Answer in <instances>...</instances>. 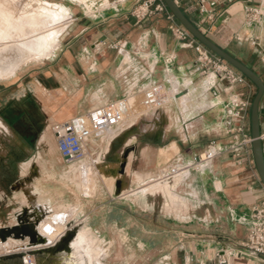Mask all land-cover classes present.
I'll use <instances>...</instances> for the list:
<instances>
[{
  "label": "crops",
  "instance_id": "0c3cea01",
  "mask_svg": "<svg viewBox=\"0 0 264 264\" xmlns=\"http://www.w3.org/2000/svg\"><path fill=\"white\" fill-rule=\"evenodd\" d=\"M176 1L209 38L264 79V0ZM141 2L71 0L72 20L53 55L0 80V131L14 137L15 125L28 113L23 108L27 104L38 107L44 122L52 125L124 98H134L137 109V97L144 104L146 88L164 83L170 95L164 106L149 107L150 115L129 120L132 124L110 143L100 134L89 142L88 147L97 150L104 141L110 145L103 159L119 163L113 172L123 177L115 179L120 180L119 189L114 185L111 193L100 175L103 186L80 208L77 205L78 216L108 241L110 264H213L222 252L230 264H264V258L243 245L253 210L264 199L252 144L243 145L245 136L251 138L257 87L246 78L227 88L213 74L204 73L195 48L174 36L168 6L138 19L133 10ZM255 8L261 12L257 19L251 14ZM168 55L174 57L171 63L165 60ZM184 94L189 95L185 102L180 99ZM235 98L250 102L244 122L228 113ZM16 112L26 114L15 119ZM124 121L109 130H119ZM41 139L27 142L24 150L30 158L26 163H38L31 162V155L44 162V168L38 164L37 178L45 170H57ZM4 148L0 160L11 171L14 161ZM197 157L203 159L199 166ZM18 179L8 178L0 187L13 188ZM125 181L127 188L122 190ZM148 186L142 195H133Z\"/></svg>",
  "mask_w": 264,
  "mask_h": 264
},
{
  "label": "rangeland",
  "instance_id": "374dc122",
  "mask_svg": "<svg viewBox=\"0 0 264 264\" xmlns=\"http://www.w3.org/2000/svg\"><path fill=\"white\" fill-rule=\"evenodd\" d=\"M75 1L76 2L78 1L81 4L87 2V0H75ZM70 4H71V0H0V16L5 17L3 19L4 21H6V25L8 26V28H11L12 31L16 25L19 26L22 23L24 24L27 22H32L34 19L38 17V15L39 16L42 15V13L43 14L50 13V10L47 9L48 7L49 8L53 7L55 9H62L63 7L64 10H62V12L64 14L66 13L65 18L67 15H69L70 18H66L61 23V25L68 27L72 20V14L69 6ZM84 6L85 8H88V4H84ZM2 21L3 20L0 19V22ZM16 62H18L19 66L16 69L15 73L10 78L14 77V75L16 76L22 70V68L32 63V62L26 63L25 59H18L16 60ZM7 67L9 66L7 65L1 67L2 69L0 68V71L5 70ZM5 79H9V78H0V80H5ZM137 98H138L137 99L138 113H135L137 109L135 107L134 98L132 97L129 98L127 100L129 105V111H128L129 113L125 114V121L121 125V128L119 130H108L99 133L100 135H102L105 141L107 140L108 143H110L112 139L116 138L113 136L119 134L120 130L126 129L128 126H130L132 124L131 122L135 120L136 117L151 114L150 109L141 103L142 98L140 97ZM23 108L24 110H27L28 113L26 117H24L25 120H21L20 122H17V124L15 125L16 135L13 137L11 135L6 134L3 131H0V154L6 153V150L4 148L5 146L10 151V156H12L14 161V166L13 167L11 166V169L13 168V170L6 171V168L2 165L3 164L2 160H0L1 162L0 184H4L8 178L18 179V176L20 175V179H18L17 182L14 183L15 185L13 186L14 189L4 186L0 187V227L14 225L15 221L18 220L21 221L23 218L24 220H26V216L28 213L27 219L29 220L30 218V222L35 220L36 223L32 222V224L33 226L35 225L34 227L38 230H40V228L42 229L44 227L50 226V229L53 232L52 234H55L62 230H64L66 233L69 232V230L73 229L72 231H70V233L72 234L71 238L74 239L75 237L77 238L79 237L78 238L79 240L77 238H75L74 240L70 238L69 240L70 245L71 246L74 245V247H72V252L68 253L67 258L66 256L63 257L61 256L56 261L58 262L56 264H67V262H73L75 260L88 262L89 264L91 262H92L91 264H110V259L112 258V256L110 257L108 241H106V239H104L103 236L100 235L98 236V234H96L90 227H88L85 224V222L82 221L84 217H81L80 215L78 216V210L75 209L77 205H79L78 208H80V205L84 203L86 199H90V197H92L94 193L96 194L98 188L103 186V181L100 177V174L98 173V171L95 172L96 169L93 168V164L91 163V160L105 157V153L109 151L110 145L104 141V143L101 144V147L98 150L96 146L90 145V147H88L87 156L85 159H83L80 162L68 163L64 160L63 156L58 150L56 138L52 130V125L50 123L44 122V118L40 113L38 107L31 104H27L26 107ZM17 110L21 111L22 108L19 107ZM143 127L144 126H142V128ZM45 132L48 133V138H47L48 141L47 144L44 145L45 147L44 152L46 153L49 162L56 163L57 170H53V169L47 171L45 170L42 172L43 173L42 177L37 178L39 176L38 164H40L42 168H44L43 165L44 162L43 160L38 159V157L35 158L34 155H31L30 156L31 162L36 161L38 163H32L31 165L29 162L26 163L30 158H26L27 155L24 150L27 142L31 144L38 143V138L40 137L41 139V135ZM25 135L27 136L31 135L32 137L27 139L25 138ZM1 137H6V138L4 139ZM94 152H96L95 155H93ZM110 156L111 155H109L108 158H110ZM78 164H81L83 166V171H87L90 168L89 170L92 172V174L90 175L91 177L89 181L85 176L83 177V179L82 177H79L81 176L80 169H77L75 171L67 170V169H71L73 165L78 166ZM89 170L84 174L86 175V173L90 172ZM78 177L81 179H79ZM31 183L35 186V190L37 194L31 191ZM114 185H116V190H118L119 189L118 181L114 182L112 187L107 186L111 193L114 192V188H115ZM24 194L27 195L29 199L26 196H24ZM49 201H51L52 204H49L48 203ZM29 207L31 209H29ZM32 207L34 209L36 208V210H34ZM30 210L31 212L33 211L34 213L29 212ZM69 223L72 224L67 226V224ZM59 225L60 228L58 227ZM73 226H75L76 228H74ZM77 227H79V229ZM66 228L68 229L66 230ZM45 237H46L45 239L49 238L48 236ZM80 237L82 238L84 237V238L80 239ZM84 239L85 241L83 244ZM75 240L79 241V243L76 242ZM48 241L47 242L43 241V243H40L38 245L44 246L43 244L48 243ZM29 245H30L29 243H22V246L20 245L13 246V249H19V250L21 249V251H27L30 250L31 246L35 248V246H33L32 244L30 246ZM79 245L81 247L78 249L83 248V246L85 245L84 247L85 249H82L81 252L80 250L76 249L77 246ZM25 248L27 250H24ZM33 248H31V250H33ZM84 250L85 251L87 250L85 254H84ZM81 253L84 256L81 255ZM73 257L75 258V260Z\"/></svg>",
  "mask_w": 264,
  "mask_h": 264
},
{
  "label": "built area",
  "instance_id": "2783aa9c",
  "mask_svg": "<svg viewBox=\"0 0 264 264\" xmlns=\"http://www.w3.org/2000/svg\"><path fill=\"white\" fill-rule=\"evenodd\" d=\"M203 1V0H202ZM154 5V6H153ZM168 9L163 0H142L133 10V15L138 19L146 18L154 12H160ZM252 17L257 19L261 12L259 9L251 10ZM174 20L171 24V30L176 38L183 41L185 45L192 46L198 53L197 65L204 73L213 74L221 82L228 81L227 88L236 83H242L246 76L236 71V69L222 59L217 54L209 50L203 43L198 41L181 23L175 21V16L169 15ZM167 63L174 60L172 55L165 57ZM264 62V55L262 57ZM144 104L150 108H160L170 100V95L164 83H155L146 88L143 92ZM250 102L248 100L235 98L228 107V113L232 118L244 122L246 112ZM128 110L127 99H121L110 103L107 106L97 107L86 113L78 114L63 122H54L52 130L54 132L58 150L68 163L80 162L87 156L88 144L100 132L119 126L125 118ZM239 132H243V125L239 126ZM264 140V133H262ZM251 143V138L245 136L243 145ZM238 151L239 146L235 148ZM212 153L209 154V156ZM202 157L195 160L196 166L202 162ZM172 172H177L176 168ZM244 247L253 255L264 258V199L255 206L249 226V232ZM8 245L0 239V256L10 254L13 251ZM33 256L28 255L25 258V264H32ZM213 264H230V258L225 252L218 253Z\"/></svg>",
  "mask_w": 264,
  "mask_h": 264
},
{
  "label": "bare ground",
  "instance_id": "6f19581e",
  "mask_svg": "<svg viewBox=\"0 0 264 264\" xmlns=\"http://www.w3.org/2000/svg\"><path fill=\"white\" fill-rule=\"evenodd\" d=\"M115 3V2H114ZM115 6V5H114ZM48 10H50V13H42V15H38V17L36 19H34L32 22H27V23H22L19 26H15V28H13V30L11 31V28H8V26L6 25V21H4L3 18L5 17H1L0 19L3 20L2 22H0V68L4 67V66H9L7 67L5 70H1L0 71V78H10L16 71V69L18 68V62H16V60L18 59H25L26 63H30V62H35V61H43V59L46 58H50L54 51L56 50V48L59 46V41L61 40L60 37L63 33H65L64 31L66 30V26H62L61 23L66 19V18H70L69 15L66 16L65 18V14L62 12V9H55L53 7L51 8H47ZM66 10V9H65ZM2 69V68H1ZM209 80V79H208ZM185 82V81H184ZM209 82V81H208ZM205 85V83H204ZM177 86V85H176ZM189 93V91H188ZM182 94V93H181ZM187 94V91H186ZM193 94V92H192ZM181 96V95H180ZM189 96V95H188ZM187 95H182L180 97V99L182 98V100L185 102L188 99ZM191 96V95H190ZM189 100V99H188ZM182 101V102H183ZM128 102V101H127ZM149 108V107H148ZM129 110H127L126 113ZM119 134L114 135L113 137H118ZM47 138H48V133L45 132L42 136L41 139V144L42 145H46L47 144ZM51 143V142H50ZM172 144H174V142H172ZM52 145V144H51ZM176 145V144H175ZM169 146H173V145H169ZM178 146V145H177ZM176 146V147H177ZM167 147V146H166ZM175 146H173L174 148ZM169 147H167L168 149ZM163 149V147H162ZM170 149V148H169ZM168 149V150H169ZM175 151V150H174ZM172 150V152H174ZM177 151V150H176ZM176 151L174 153H176ZM166 152V150L164 151V153ZM171 152V151H169ZM171 152V154H172ZM170 154V153H168ZM158 155V154H157ZM162 155V153H161ZM165 156H167V154H165ZM170 156V155H169ZM168 156V157H169ZM174 156V155H173ZM162 157V156H161ZM102 158H97V159H92L91 163L97 168L95 172L98 171V173L101 175V177L104 179L105 184L109 187H112L114 184V181L116 178H122L123 175L118 174V173H114L113 169L117 168L119 166V163L117 162H107ZM128 159V158H127ZM165 160V159H164ZM83 164V163H81ZM81 164L77 165H73L71 167V169H67V170H77L80 169V174L81 176L79 177H83L85 176L87 178V180L89 181L90 179V175L92 174V172H88L86 173V175L84 174L87 171H83V166ZM85 166V165H84ZM128 166V165H127ZM126 166V167H127ZM69 167V166H68ZM70 168V167H69ZM88 168V167H87ZM66 170V171H67ZM85 170V167H84ZM136 172V171H134ZM67 174V173H66ZM77 174V176H78ZM95 174V173H94ZM138 174V173H136ZM68 175V174H67ZM69 176V175H68ZM75 176V175H74ZM76 176V177H77ZM23 177V176H22ZM78 177V178H79ZM24 178V177H23ZM32 178V176H31ZM30 178V180H31ZM25 179V178H24ZM81 179V178H79ZM139 180H142L141 175L138 176ZM27 180V179H26ZM33 180V179H32ZM94 180V179H91ZM24 181V180H22ZM29 181V180H28ZM27 181V182H28ZM81 181V180H79ZM78 181V182H79ZM17 182V181H16ZM20 182V181H19ZM33 182V181H32ZM91 182V181H90ZM25 183V182H24ZM20 184V183H17ZM16 184V185H17ZM23 185V184H22ZM15 186V185H13ZM122 187V185H121ZM21 188V187H20ZM127 188V183L126 181L123 184V189L125 190ZM14 189V188H13ZM17 189V188H16ZM19 189V188H18ZM26 189V188H25ZM23 191V190H22ZM31 191L35 194H37L36 190H35V186L31 183ZM47 192V191H45ZM44 192V193H45ZM26 193V192H25ZM29 194V193H28ZM24 196L27 197V195L24 194ZM32 197V196H31ZM28 198V197H27ZM35 198V197H34ZM29 199V198H28ZM33 200V199H32ZM28 201V200H26ZM153 202V201H152ZM46 203V202H45ZM151 203V202H150ZM28 204V203H27ZM30 204V203H29ZM26 206V205H25ZM29 206V205H28ZM35 207V206H34ZM24 208V207H23ZM22 208V210H23ZM27 208V207H25ZM33 208V207H32ZM29 209H31L29 207ZM34 209V208H33ZM27 210V209H26ZM36 210V208L34 209ZM28 212V211H26ZM31 212V210L29 211ZM25 213V212H24ZM31 213H34L33 211ZM30 213V214H31ZM37 213V211H36ZM22 214V213H21ZM18 215V214H17ZM16 215V216H17ZM37 215V214H36ZM35 215V218H36ZM22 216V215H21ZM25 216V215H24ZM28 216V213H27ZM26 216V220H24V218L19 221H15L14 225H21V224H27L30 225V227L33 229V231L36 234L37 237V244H32L33 246H35V248H33L31 246V248H33V250H27L26 248L24 250L27 251H21V249H13L12 251L15 252L14 256L5 258V259H1L0 260V264H25V258L28 257L29 252H33V262L32 264H56L58 262H56L61 256H66L68 253L72 252V247L69 243V240L72 236V234L69 232H66L64 230L59 231L58 233L52 234V230L49 227H44L42 229L40 228V230L36 229L32 222H35V220H33L32 222H30V218L29 220L27 219ZM34 216V214H33ZM31 216V217H33ZM38 216V215H37ZM33 219V218H31ZM38 224V221H37ZM55 225V224H54ZM42 227V226H41ZM60 228V225L58 226ZM74 228H76L75 226H73ZM72 227V228H73ZM52 228V227H51ZM62 228V227H61ZM79 229V227H77ZM68 228H66L67 230ZM71 229V228H70ZM77 229V230H78ZM76 230V229H75ZM56 232V231H54ZM79 232V231H78ZM75 234V233H74ZM78 235V234H77ZM81 235V234H80ZM83 235V234H82ZM48 236L49 238L45 239ZM76 236V235H75ZM77 238V237H75ZM74 238V239H75ZM79 238V237H78ZM77 238V239H78ZM84 238V237H83ZM82 237H80V239H83ZM72 239V238H71ZM72 239V240H74ZM88 239V238H87ZM91 239V238H90ZM49 240V241H48ZM71 240V241H72ZM79 240V239H78ZM43 241L48 243L43 244L44 246H39L38 244L43 243ZM76 241V240H75ZM85 239L83 240V244H84ZM79 243V241H76ZM82 242V241H81ZM87 242V241H86ZM3 243L5 245L10 246L11 248H13V246L15 245H20L22 246V243H29L28 241H23V240H19L16 239L14 237H10L7 240L3 241ZM75 243V242H74ZM30 244V243H29ZM90 244V243H89ZM31 245V244H30ZM29 245V246H30ZM38 245V246H37ZM83 246V245H82ZM19 247V246H17ZM81 246H77L76 249L80 248ZM85 245L83 246V248L78 249L81 250L85 249L84 248ZM74 248V249H75ZM88 248V247H86ZM29 249V248H28ZM75 250V251H78ZM74 251V250H73ZM87 251V250H86ZM86 251L84 250V254L86 253ZM93 251V250H92ZM91 251V252H92ZM24 253V255L20 256V253ZM79 252V253H80ZM75 254V253H74ZM73 255V254H72ZM71 255V256H72ZM77 255V254H76ZM81 255H83L81 253ZM92 255V254H91ZM70 256V257H71ZM84 256V255H83ZM86 256V255H85ZM75 257V255H74ZM73 257V258H74ZM87 258V257H86ZM65 259V258H64ZM75 260V258H74ZM84 260V259H83ZM88 260V259H87ZM66 261V260H65ZM70 261V260H69ZM91 261V260H89ZM62 263V261H61ZM92 263V262H91ZM90 263V264H91ZM67 264H89L88 262H83V261H73V262H67Z\"/></svg>",
  "mask_w": 264,
  "mask_h": 264
},
{
  "label": "water",
  "instance_id": "95a60500",
  "mask_svg": "<svg viewBox=\"0 0 264 264\" xmlns=\"http://www.w3.org/2000/svg\"><path fill=\"white\" fill-rule=\"evenodd\" d=\"M168 8L171 10L176 19L201 43H203L209 50L220 56L226 62L231 64L241 73H243L248 79H250L257 87L256 94L252 101L251 106V144L253 150V156L256 163L258 175L264 185V141L262 139L261 132V115L264 113V108L261 106L262 99L264 97V79L249 65L236 58L230 52L220 47L216 42L209 38L200 28H198L184 13L176 0H163ZM224 84H228L227 80L223 81ZM127 155V154H126ZM125 168V162L121 164L120 172L123 173ZM120 185V180L118 186ZM143 188L133 192V195H142L149 190ZM72 223L67 224L70 225ZM10 237H14L19 240L28 241L30 244H37V237L30 225H11L0 227V239L5 241ZM15 252L0 256L1 259H5L14 256ZM20 256L24 253H20ZM29 255L33 256V252H29Z\"/></svg>",
  "mask_w": 264,
  "mask_h": 264
},
{
  "label": "trees",
  "instance_id": "16d2710c",
  "mask_svg": "<svg viewBox=\"0 0 264 264\" xmlns=\"http://www.w3.org/2000/svg\"><path fill=\"white\" fill-rule=\"evenodd\" d=\"M25 113V112H24ZM23 113V114H24ZM23 114H20V113H15V114H13L14 116L13 117H15V119H19L20 118V116H22ZM26 114V113H25Z\"/></svg>",
  "mask_w": 264,
  "mask_h": 264
}]
</instances>
